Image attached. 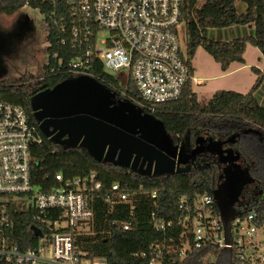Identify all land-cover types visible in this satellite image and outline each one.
Masks as SVG:
<instances>
[{"label": "trees", "instance_id": "trees-1", "mask_svg": "<svg viewBox=\"0 0 264 264\" xmlns=\"http://www.w3.org/2000/svg\"><path fill=\"white\" fill-rule=\"evenodd\" d=\"M236 2L245 4L244 13H237ZM26 6L38 9L43 15L45 64L39 76L23 75L0 82V100L23 107L31 122L37 125L30 109L31 97L72 78L69 62L76 50L69 43L71 24L66 0H0V14L12 15ZM181 20L185 27V49L191 74V61L198 48L211 56L223 72L232 63L244 64L247 46L258 50L264 59V0H183ZM237 26L253 28V32L232 41H215L205 36L209 29ZM250 70L256 80L246 94L218 91L201 105L192 90V81H189L178 100L158 106L152 116L163 123L172 138L182 139L207 119L224 124L234 121L232 126H253L264 134V108L258 105L255 97L264 82V69L251 67ZM91 77L116 92L121 99L135 105L140 101L130 79L122 86L101 65L94 66ZM226 126L230 128L228 122ZM41 138L40 144L30 147L31 182L39 190L48 192L55 188L56 174L69 180L95 173L101 183L100 189L90 196L92 219L89 230L76 237L77 253L83 259H99L108 264H150L152 261L155 264H194L202 253L211 252L215 256L213 264H235L234 253L230 250L192 248L186 250L183 259L179 256L183 241L180 235L184 231L178 224L182 216L180 200L192 204L199 195L212 194L217 171L214 161L209 165L177 170L170 176L142 177L130 169L95 161L84 148L57 146L42 134ZM241 156L246 163L243 153ZM116 183L118 189L113 191L112 186ZM121 194L128 197L127 201H119ZM256 206L264 208V203ZM9 214L12 222L9 241L23 251L35 249L38 238L33 228L43 231V225L36 220L38 213L13 206ZM155 222L171 225L165 232H158L154 229ZM124 226L128 230H124ZM155 245L160 246L161 257L150 249Z\"/></svg>", "mask_w": 264, "mask_h": 264}, {"label": "built area", "instance_id": "built-area-1", "mask_svg": "<svg viewBox=\"0 0 264 264\" xmlns=\"http://www.w3.org/2000/svg\"><path fill=\"white\" fill-rule=\"evenodd\" d=\"M66 8L69 43L76 50L69 62L72 78L91 77L94 66L101 65L120 82H133L140 97L136 105L150 115L158 106L178 100L193 82L177 35L183 0H66ZM41 141L38 124L25 109L0 100V264H108L77 253L76 237L89 230L92 219L90 196L101 183L95 173L69 180L56 174L55 188L39 190L31 182L30 147ZM117 189L113 184L112 190ZM127 199L119 196L121 202ZM180 205L182 259L187 249L215 248L233 251L235 264H264V208H234L235 216L226 226L213 194L199 195L192 204L181 199ZM13 206L38 213L43 231L39 228L35 249L23 251L9 241ZM170 225L155 222L154 229L165 232ZM150 249L161 257L160 246Z\"/></svg>", "mask_w": 264, "mask_h": 264}, {"label": "water", "instance_id": "water-1", "mask_svg": "<svg viewBox=\"0 0 264 264\" xmlns=\"http://www.w3.org/2000/svg\"><path fill=\"white\" fill-rule=\"evenodd\" d=\"M30 109L41 134L51 143L84 148L95 161L130 169L142 177L170 176L181 165L178 146H173L160 120L90 76L70 78L36 93L30 99ZM238 136L226 141L199 138L197 144L207 143L214 155L239 166L242 156L233 146ZM221 161L225 186L213 189L212 194L227 226L235 216L234 204L243 188L230 192L231 179L235 175L241 179L246 172L235 173ZM33 233L41 236L37 228Z\"/></svg>", "mask_w": 264, "mask_h": 264}, {"label": "rangeland", "instance_id": "rangeland-1", "mask_svg": "<svg viewBox=\"0 0 264 264\" xmlns=\"http://www.w3.org/2000/svg\"><path fill=\"white\" fill-rule=\"evenodd\" d=\"M235 7L239 14L244 13L246 10V6L242 2H236ZM42 22L43 15L40 11L27 6L12 15L0 14V82L12 78L18 79L23 75L39 76L42 73L45 64L43 49L46 46ZM252 32L253 28L237 26L225 29H209L205 36L207 39L215 41H232L239 37L251 35ZM177 35L184 52L186 51V33L183 23L178 26ZM258 57H260L259 51L248 46L244 54V64L232 63L228 70L223 72L211 56L202 48H198L191 63L194 69L193 77L199 79L200 82L199 85L192 87L199 103L205 105L218 91L246 94L255 82V75L250 68L255 66L261 70L264 69V59L261 57L257 61ZM125 83L126 81L121 80L122 86ZM255 97L258 105L264 108V82ZM227 122L230 126L235 124L234 121ZM227 122L223 125L224 122L204 120L182 139H186L188 143H191L199 135L201 128L204 129L203 133H205V131L222 127L220 133H228V130H226L228 127L226 126ZM246 127L262 133L253 126ZM173 140L177 142L176 138H173ZM241 148L244 147L241 146ZM242 153L244 160L252 171L253 183L246 186L240 203L245 207H251L257 205L256 203L260 201L264 203V148L254 145L253 149L250 147L244 148ZM195 166H199V164L193 163L191 166H180L177 170H185ZM214 182L216 181L214 180ZM214 259L213 253L206 252L202 253L194 264H213Z\"/></svg>", "mask_w": 264, "mask_h": 264}, {"label": "flooded vegetation", "instance_id": "flooded-vegetation-1", "mask_svg": "<svg viewBox=\"0 0 264 264\" xmlns=\"http://www.w3.org/2000/svg\"><path fill=\"white\" fill-rule=\"evenodd\" d=\"M201 129L202 130H200L199 135H197L196 138L191 141V143H188L186 139H181L179 137H176L177 142H175L173 138L170 137V139L172 140L173 146H178V153L179 152L181 153V160H180L181 165L180 166H191L193 163H196L199 165H209L210 163L214 161L217 166V171L215 175L216 182H215L214 189L215 188L222 189L225 186V181H226L225 174L223 173V168L221 167V164L219 163V159L220 160L222 159L221 162L229 166L233 171H235V173L239 174L240 172L245 171L246 176L245 177L243 176L241 179L239 176H236V175L232 177L231 189H230V192H232L234 191V189H236V187L238 188V187L243 186L242 191L238 197V201L234 204V208L245 207L242 203H240V199H241V196L243 195V192L246 186L250 183H253V180H252L253 174H252V171L250 170V166H248L249 167L248 168L244 161L239 162L238 163L239 166L236 164H232V162H230L229 160L227 161L225 157L224 159L221 156L214 155L211 149H207V143L198 145L197 140L199 138H205L206 140L221 139L223 141H226L232 136L239 135L238 138H236V141L233 143V146L242 155V150L246 147L247 148L250 147L251 149H253L254 145H259L260 148H264V134L256 130H252L251 128H248L243 125L230 126V128H226V130H228V133H224V134L220 133L222 131V127H219L218 129L216 128L213 130L205 131V133H203L204 129L203 128ZM190 133L191 132H189L188 134ZM257 137H261V138H257ZM177 139H180V140H177ZM241 146L244 148H241ZM197 148H199L198 152L195 151L197 150ZM258 203H262V202L260 201Z\"/></svg>", "mask_w": 264, "mask_h": 264}, {"label": "crops", "instance_id": "crops-1", "mask_svg": "<svg viewBox=\"0 0 264 264\" xmlns=\"http://www.w3.org/2000/svg\"><path fill=\"white\" fill-rule=\"evenodd\" d=\"M248 47V46H247ZM247 51V48H246V50H245V52ZM260 58H261V54H260V57H258V59H257V61H259L260 60ZM246 63V62H245ZM250 64V63H249ZM191 67H192V63H191ZM252 67H255V66H252ZM257 68V67H256ZM259 69V68H258ZM259 70H261V69H259ZM262 71V70H261ZM193 73H194V69H193V67H192V77H193ZM255 80H256V76H255ZM199 79H195L194 77H193V82H192V87L194 86V85H199ZM192 90H193V88H192ZM194 92V91H193ZM196 94V93H195ZM241 94V93H240Z\"/></svg>", "mask_w": 264, "mask_h": 264}]
</instances>
